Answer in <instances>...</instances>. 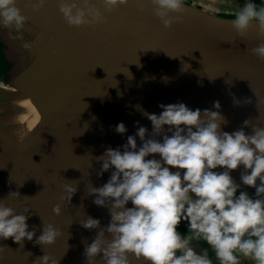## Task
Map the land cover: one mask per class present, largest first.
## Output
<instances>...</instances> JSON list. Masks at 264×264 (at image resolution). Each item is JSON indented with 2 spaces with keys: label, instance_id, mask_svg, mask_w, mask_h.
Wrapping results in <instances>:
<instances>
[{
  "label": "water",
  "instance_id": "obj_1",
  "mask_svg": "<svg viewBox=\"0 0 264 264\" xmlns=\"http://www.w3.org/2000/svg\"><path fill=\"white\" fill-rule=\"evenodd\" d=\"M90 2L101 11L102 22L69 26L59 12V0H45L39 9L31 6L32 0H16L27 17L22 39L14 29L0 26V76H5L4 67L13 66L0 84L25 95L35 88L40 72L49 76L68 52L79 48L86 53L34 124L0 150V199L17 213L27 207L26 222L36 235L43 223L61 229L73 205L93 196L90 187L106 182L110 170L97 176L101 161L95 157L124 144L140 125L151 130L137 104L159 114V104L179 101L192 109H211L213 101H219L227 121L222 130L232 132L245 119L246 133L253 124L264 127V61L247 51L264 41L255 24L241 38L232 27L234 18L184 2L188 8L180 14L182 19L168 27L107 12L101 2ZM25 41L31 42V49L23 48ZM5 48L12 60L4 57ZM89 61L100 67L113 64L118 70L103 74L98 69L93 75L100 78L79 81ZM35 101L33 97L31 103ZM118 122L125 124L124 134L114 131ZM240 171L238 167L230 174ZM67 186L76 189L69 200ZM9 191L19 195L7 196ZM54 205L60 206L59 214L53 213ZM64 237L43 248L28 240L20 244L11 237L0 239V264H32L44 252L68 257Z\"/></svg>",
  "mask_w": 264,
  "mask_h": 264
},
{
  "label": "clouds",
  "instance_id": "obj_2",
  "mask_svg": "<svg viewBox=\"0 0 264 264\" xmlns=\"http://www.w3.org/2000/svg\"><path fill=\"white\" fill-rule=\"evenodd\" d=\"M127 2L101 0L107 12ZM44 3L32 0L31 6L39 9ZM149 3L164 27L182 19L183 0ZM15 4L16 0H0V26L14 29L22 39L27 17ZM58 9L69 26L103 19L90 0H59ZM139 10L143 11L142 5ZM231 24L238 37H246L253 24L264 36V3L244 0ZM22 46L31 49V42ZM247 51L264 61V41ZM135 107L151 122V130L140 125L124 144L108 147L95 157L101 161L97 176L109 170L110 175L102 185L91 186L89 193L94 204L108 208L110 219L103 227L91 216L80 221L85 229H97L83 249L86 264H97L98 256L102 264H132L130 256L140 264H213L207 248L193 244L200 240L211 247L218 264H240L242 258L264 264V127L253 124L251 133H246L249 120L245 119L232 132L222 130L227 121L219 111V101H213L211 109H192L179 101L159 104V114L149 113L139 104ZM114 131L124 134L127 129L118 122ZM238 167L240 183L230 174ZM242 185L254 187V193ZM75 190L66 187L67 200ZM16 195V191L7 194ZM129 202L131 206H127ZM52 211L59 214L60 206L54 205ZM26 213L27 207L17 213L0 199V239L11 237L20 244L28 240L42 247L60 235L50 223H43L36 235L26 222ZM182 220L187 221L185 233L177 230ZM32 264H58V259L44 252Z\"/></svg>",
  "mask_w": 264,
  "mask_h": 264
},
{
  "label": "bare ground",
  "instance_id": "obj_3",
  "mask_svg": "<svg viewBox=\"0 0 264 264\" xmlns=\"http://www.w3.org/2000/svg\"><path fill=\"white\" fill-rule=\"evenodd\" d=\"M101 2V0H96ZM143 6V11L139 10V6ZM152 5L149 0H128L127 4L119 6L116 11L124 13L136 20L148 23H161L160 20L153 14ZM188 8L185 6V9ZM174 15V14H172ZM86 54L82 50L74 49L68 52L63 59L55 66L52 67V73L46 76V71L40 72L37 84L32 90L31 94H22L14 88H10L0 84V150L13 142L23 132L30 128L37 117L46 110L50 102L55 98L58 91L66 83L70 76L71 68L76 61ZM101 70L103 74L118 70V67L113 64H105L102 67L87 62L79 73V81H94L99 76L93 74L97 70ZM101 76V75H100ZM87 82V83H89ZM35 97L36 101L31 103L32 98ZM237 183H240V173L231 174ZM257 183L259 181L257 180ZM242 188H247L252 192L255 191L254 187L242 185ZM89 201H91L89 203ZM127 206H131L130 202ZM87 216L98 218L100 226H105L109 219L110 214L106 206H98L93 203V196L86 197L75 203L70 211V220L61 227L60 235H65L64 249L68 252L62 254L51 253L50 257L58 259V264H86V258L83 256V249L87 243H90L95 237L97 229H85L81 227L80 221ZM106 235H108L106 233ZM70 258V259H69ZM132 264H140L131 256ZM97 264H102L97 257Z\"/></svg>",
  "mask_w": 264,
  "mask_h": 264
},
{
  "label": "rangeland",
  "instance_id": "obj_4",
  "mask_svg": "<svg viewBox=\"0 0 264 264\" xmlns=\"http://www.w3.org/2000/svg\"><path fill=\"white\" fill-rule=\"evenodd\" d=\"M183 2L187 5L198 7L201 9H204L206 11H210L213 14H222L220 16H225L228 18H234L235 12L243 5L244 0H183ZM255 2L259 5L261 3H264V0H255ZM205 5H208L210 7H205ZM9 30H13L11 28H8ZM4 57H6L9 60H12V57L9 54V50L5 48L4 50ZM1 64V63H0ZM13 64V63H12ZM2 65V64H1ZM5 66V65H3ZM12 65H9L7 67H4V75L0 76V82L5 84V81H7L8 75L12 73ZM247 189V188H243ZM250 194L254 193L252 191L247 190ZM240 264H254L253 261L249 259L242 258L240 261Z\"/></svg>",
  "mask_w": 264,
  "mask_h": 264
},
{
  "label": "flooded vegetation",
  "instance_id": "obj_5",
  "mask_svg": "<svg viewBox=\"0 0 264 264\" xmlns=\"http://www.w3.org/2000/svg\"><path fill=\"white\" fill-rule=\"evenodd\" d=\"M177 230L181 233H185L188 231L187 228V221L182 220L180 224L177 226ZM193 244H197L201 249L206 248L208 245L205 241L200 240V241H193ZM211 248V247H210ZM212 250V249H210Z\"/></svg>",
  "mask_w": 264,
  "mask_h": 264
},
{
  "label": "trees",
  "instance_id": "obj_6",
  "mask_svg": "<svg viewBox=\"0 0 264 264\" xmlns=\"http://www.w3.org/2000/svg\"><path fill=\"white\" fill-rule=\"evenodd\" d=\"M262 1V0H261ZM223 17H225V16H223ZM228 18V17H227ZM207 250H208V254H209V256L212 258V260H213V264H218V261L215 259V255H214V252H213V250H210L211 248H210V246L208 245L207 247Z\"/></svg>",
  "mask_w": 264,
  "mask_h": 264
},
{
  "label": "crops",
  "instance_id": "obj_7",
  "mask_svg": "<svg viewBox=\"0 0 264 264\" xmlns=\"http://www.w3.org/2000/svg\"><path fill=\"white\" fill-rule=\"evenodd\" d=\"M220 15H222V14H220Z\"/></svg>",
  "mask_w": 264,
  "mask_h": 264
}]
</instances>
